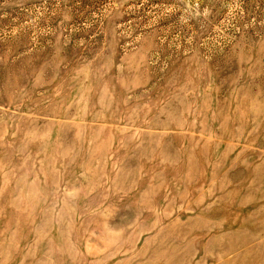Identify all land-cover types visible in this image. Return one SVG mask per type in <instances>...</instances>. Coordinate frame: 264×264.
Returning <instances> with one entry per match:
<instances>
[{
  "label": "rangeland",
  "instance_id": "1",
  "mask_svg": "<svg viewBox=\"0 0 264 264\" xmlns=\"http://www.w3.org/2000/svg\"><path fill=\"white\" fill-rule=\"evenodd\" d=\"M0 264H264V0H0Z\"/></svg>",
  "mask_w": 264,
  "mask_h": 264
}]
</instances>
